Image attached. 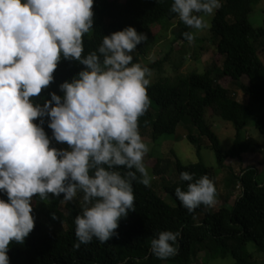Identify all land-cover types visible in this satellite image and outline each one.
<instances>
[{
  "label": "clouds",
  "instance_id": "clouds-1",
  "mask_svg": "<svg viewBox=\"0 0 264 264\" xmlns=\"http://www.w3.org/2000/svg\"><path fill=\"white\" fill-rule=\"evenodd\" d=\"M220 7L221 0H172L170 11L200 31ZM93 16V0H0V192L7 196L0 198V264H10V242L23 243L33 230L34 196L72 201L83 193L74 220L79 248L117 235L120 220L135 210L133 182L151 181L144 162L149 147L138 128L150 104L151 71L131 55L147 37L127 26L82 56ZM182 35L189 43L195 39L192 31ZM62 57L84 68L59 84L62 96L53 91L42 105L34 102L53 82ZM53 140L68 148L52 146ZM180 180L189 183L186 190L175 188V196L189 212L215 203L207 175L194 179L182 171ZM179 235L159 231L151 253L174 256Z\"/></svg>",
  "mask_w": 264,
  "mask_h": 264
},
{
  "label": "trees",
  "instance_id": "trees-1",
  "mask_svg": "<svg viewBox=\"0 0 264 264\" xmlns=\"http://www.w3.org/2000/svg\"><path fill=\"white\" fill-rule=\"evenodd\" d=\"M259 2L221 0L210 31L206 32L205 29L196 31L184 25L170 11L172 0H93V26L82 37V56L95 51L103 36L127 26H133L138 33L143 32L147 39L131 53L133 62L146 65L157 76L153 82L150 81L147 89L149 107L138 120L141 137L149 134L154 142H158L163 136L175 134L181 123L192 124L200 136L196 138L189 133L188 140L197 143L200 138H207L219 166L226 167L228 159L244 160L246 155L262 153V143L246 134L248 120L254 117L257 129L264 136V24L255 26L250 20ZM162 24L171 28L170 47L166 53L148 61V53L162 35L154 28ZM186 31L195 32L199 47L191 50L190 43L182 35ZM200 36L202 39H199ZM179 41L184 42V47L173 56V45ZM207 42L213 43L215 50L221 54V65L209 66L202 73L180 72L186 60H200L205 49L203 44ZM167 65L175 73L174 76L165 73ZM83 68L78 61L62 57L54 70L53 82L42 89L34 102L42 105L44 100L50 99L49 94L53 91L62 96L59 84L71 80ZM243 77L249 79V84L242 82ZM227 78L246 93V104L238 100L235 91L221 83ZM215 115L232 122L235 127V140L227 151L223 150L221 139L214 130L212 120ZM44 121V129L51 137L47 117ZM52 146L61 148L54 140ZM155 159L153 170L160 174L165 170L162 167L163 157ZM169 161L165 162L166 165L170 164ZM260 164L242 165L239 173L233 176L239 180L241 193L235 196L229 189L220 209L212 211V206L200 205L189 212L175 196V188L186 190L189 183L180 180V173H192L194 179L207 175L214 182L217 199L221 197H218L217 172L202 161L186 164L175 156L172 164L176 172L175 180L164 183L165 191L176 202L175 206L166 202L150 184L145 186L134 181L135 210L120 220L117 235L106 242L93 238L88 244H80L79 248L74 247L78 243L74 220L82 211L83 193L78 192L72 201H64L62 196L51 194L46 200L35 196L32 201L34 228L23 243L10 242L9 262L192 264L203 254V264L228 256L233 257V264H258L247 246L253 242L259 253L264 252V180L260 179ZM120 170L124 171L123 168ZM137 175L139 177V173ZM0 198L7 199L6 193L0 192ZM230 202L232 205L228 207ZM199 213L203 216L196 222L194 217ZM164 230L180 232L175 245L178 252L167 259H159L151 253L150 242L159 231Z\"/></svg>",
  "mask_w": 264,
  "mask_h": 264
},
{
  "label": "rangeland",
  "instance_id": "rangeland-1",
  "mask_svg": "<svg viewBox=\"0 0 264 264\" xmlns=\"http://www.w3.org/2000/svg\"><path fill=\"white\" fill-rule=\"evenodd\" d=\"M216 11L210 17H206L209 22V27L205 29L206 32L210 31V27L212 25V19L214 18ZM251 22L255 26H260L264 24V0H260L257 4L255 11L251 14L250 18ZM172 25L174 22L171 23ZM158 34H162L159 38L158 43L152 48V50L148 53V61L156 59L158 56L167 52L169 43L171 41V28L165 24L157 25L154 28ZM202 39V36L199 39ZM208 43V44H207ZM203 44L205 49H203L200 60L188 59L184 63L183 67L180 69V72L189 73L196 71L198 73L204 72L206 68L209 66H220L222 63L221 54H219L215 50L214 44H210L207 42ZM210 44V45H209ZM191 50L199 47L200 45L194 39L192 43L189 44ZM175 53L172 55H176V51L180 48L184 47V42L179 41L178 43H174ZM190 50V51H191ZM190 57V54H189ZM262 59L264 56L262 55ZM165 73L169 76H174V72L171 70L170 66L165 67ZM156 73H151L148 77L151 82L154 81ZM242 82L244 84H249V79L247 77H243ZM221 83L230 88L231 90L236 92L238 100L242 103H247V95L246 93L239 87L238 84H234L231 82L229 78L223 79ZM214 130L219 135L222 148L224 151H227L231 148L234 143L236 130L232 122L224 120L222 117L215 115L213 118ZM247 136L252 137L262 143V153H254L251 155H246L244 160H236V159H228L226 161V167H220L218 164V159L215 152L210 147V141L207 138H200L197 143H191L187 135L193 134L196 138L200 136L198 129L192 124L181 123L175 134L163 136L158 142H154L150 135L144 134L142 139L147 143L149 147V152L144 157L145 165L150 174L151 181L150 185L157 191V193L169 204L175 206L176 202L174 199L165 191L164 183L171 182L175 180L176 172H174L172 164L175 159V156L180 158L182 162L188 164L191 162H204L208 167L215 168L217 172L218 185L220 188V194L215 199V203L212 205V211H216L220 209L224 203V196L227 195L229 189L233 190V194L238 195L241 193V188L239 187V180H236L233 176L239 173L240 169H242V165L244 164H260V179L264 180V136L259 132L256 127V120L254 117H250L248 120L247 128H246ZM61 148L67 149L68 145L60 144ZM200 146V148H198ZM175 155V156H174ZM156 157H163L162 167L165 168L160 174H156L153 170V167L156 163ZM170 160V164L166 165V161ZM260 161V163H258ZM228 179V182H227ZM35 197V196H34ZM33 197V199H34ZM33 201V200H32ZM232 203L227 204L228 207H231ZM64 208V205H62ZM203 214L199 213L194 217L196 222H199L202 218ZM248 251L257 258L258 264H264V252L259 253L257 248L253 242H249L247 246ZM204 255L202 254L195 262L192 264H203L202 258ZM234 259L232 256H228L226 258H217L211 261L210 264H233ZM167 264V263H165Z\"/></svg>",
  "mask_w": 264,
  "mask_h": 264
}]
</instances>
